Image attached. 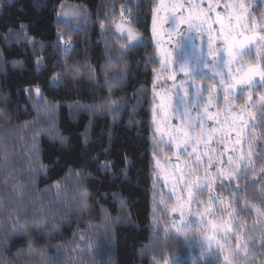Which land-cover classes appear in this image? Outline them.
<instances>
[{"label":"trees","instance_id":"obj_1","mask_svg":"<svg viewBox=\"0 0 264 264\" xmlns=\"http://www.w3.org/2000/svg\"><path fill=\"white\" fill-rule=\"evenodd\" d=\"M127 3L139 5L132 9L133 27L145 43L121 56L117 49L127 39H119L114 25L120 20L121 5ZM3 4L0 207L8 212H0V264H53L56 259L62 264H153V256L162 264H230L231 258L226 263L224 254L219 262L216 256L200 255L194 241L174 232L165 242L168 221L161 204L165 197L153 175V152L157 159L161 154L152 122L153 61L160 60L153 40L152 9H158L159 0H11V6L3 0ZM68 4L84 12L82 27L60 20L57 13ZM250 9L257 11L252 24L264 31V0H251ZM113 11L115 18L107 19ZM21 25L26 26L24 32ZM66 43L72 45L67 62L75 67L54 85L52 75L63 73L61 50ZM255 55L254 51L246 63H254ZM86 66L96 70L95 79L84 70ZM105 69H111L109 83ZM121 73L122 80H111ZM37 87L43 99L38 100ZM252 96L257 105L252 112L259 119L264 88L257 85ZM245 101L246 97L235 100L238 105ZM110 109H118L115 116ZM255 131L261 136L264 128ZM257 144H264V139ZM77 171L84 177L83 184L75 176ZM260 174L257 166L248 181L240 182L241 189L255 183ZM58 182L64 196L56 194ZM82 188L88 193L86 207L81 204ZM253 193L256 198L247 199ZM245 203V234L258 237L264 234L260 186L241 195L237 211ZM105 210L111 221H105ZM17 219L21 227L12 232L9 227ZM201 231L194 228L185 235L191 238ZM81 235L86 239L81 240ZM88 243L92 248L85 247L77 256V246ZM231 243L234 246L235 241ZM249 264H257L255 255L249 257Z\"/></svg>","mask_w":264,"mask_h":264},{"label":"snow or ice","instance_id":"obj_2","mask_svg":"<svg viewBox=\"0 0 264 264\" xmlns=\"http://www.w3.org/2000/svg\"><path fill=\"white\" fill-rule=\"evenodd\" d=\"M115 0H113V3ZM163 4V0H160ZM251 0H226L223 3L224 12L227 13L229 24L225 30L224 17L216 9L221 7V0H209L207 8H200L198 2L189 0L188 14L183 11L176 13L180 9L179 4L171 6L172 15L170 17L171 28L169 38L175 34L176 47L172 51L159 48L161 54L160 60L153 61V94L152 101L153 124L155 131L159 134L158 144L164 143V136H168V150L172 148L176 152V160L180 161L181 155L190 158L186 160L184 166L179 163L173 165L178 176L172 177V197L175 200L170 212L176 214L172 221L174 234L184 236L188 242L194 241L200 249V255L209 254L216 256L219 262L223 255L225 246L231 254L230 264H249V257L255 255L257 264H264V234L260 236H250L245 234L242 213L247 214L248 208L245 207L237 211L240 206V197L247 192L249 188L261 187L262 202H264V144H257L258 140L264 139V133L261 136L256 135L257 128H264V96L260 97L259 107L262 115L259 119L253 115L252 109L256 108L253 101L252 90L256 87L257 78L259 86L264 88V31L257 33L256 24H250L249 21L257 16V11H250ZM4 6L3 0H0V7ZM8 6H11L9 0ZM40 4L34 3V7H40ZM138 9V4H123L120 9V23L116 25L117 31L127 32V44L121 42L118 52L121 56L132 48L145 43L140 33L133 27L136 16L132 9ZM213 13L215 14L213 16ZM58 16L61 13H57ZM116 12L106 14L107 19H114ZM234 21V25L232 23ZM213 23L220 26L219 32L213 35ZM187 25V35L181 29V25ZM26 26L21 25L20 30L24 32ZM102 31L104 30L101 23ZM152 32L153 38L157 32V6L152 9ZM193 32L198 33L200 37L206 35L203 40V46L192 44L191 53L182 52L184 45L197 37L191 35ZM19 38V34L17 36ZM222 38V39H221ZM8 39V37H5ZM63 39V38H61ZM121 41L123 36L119 38ZM215 45V46H214ZM72 45L66 43L61 50L65 60L62 64L63 73L56 72L52 75V82L58 85L63 78V74H70L74 65L67 62V54ZM247 50V51H246ZM255 50L256 58L262 61L261 66L257 67L254 63L249 62L245 66L246 59L251 61L252 51ZM175 53V59L173 54ZM210 58V59H209ZM111 58L109 59V63ZM159 65L157 70L156 65ZM124 67H127L125 64ZM95 79L96 70L91 67H85ZM111 69H105L104 74L106 83L107 72ZM239 73V74H237ZM180 77L179 80L177 77ZM76 77L73 75V79ZM124 74L111 77L113 81H120ZM163 81L159 83L158 81ZM168 81H172L168 85ZM27 91V90H26ZM37 98L43 99L41 90L35 89ZM111 97V89H109ZM238 93V95H237ZM246 101L237 105L236 99ZM223 99L225 109L228 112L227 128L205 127L207 120H213V113L210 111L214 106L219 112V101ZM116 101L112 100V104ZM45 107H49L46 103ZM92 107V106H89ZM135 107V106H133ZM158 110V111H157ZM115 116L118 109H110ZM3 112L0 111V115ZM156 117H159L157 122ZM175 118L179 121L178 126L169 129V122ZM217 124H224L225 121L216 120ZM161 126L168 131H162ZM235 133V137H232ZM61 138V143H64ZM231 147H227L228 144ZM225 144V149L219 155L213 156L217 152L216 145ZM203 145L201 149L199 146ZM33 147H36L34 143ZM247 148L245 156L244 148ZM227 155V162L223 156ZM205 157L207 159H205ZM153 159L159 171L154 172V176H163L165 186L169 183V174L160 168V160L157 159V152H153ZM215 161V163H214ZM165 163H168L165 157ZM257 166L261 167V174L256 178L255 183L246 184L241 189L240 182L248 181L249 177L255 173ZM203 171V179L197 173ZM71 174V173H70ZM75 176L81 184L84 177L80 172ZM217 181H219L217 183ZM155 186L156 181H153ZM183 185V187H180ZM57 196H64L65 193L59 188L57 183ZM179 188V194H177ZM81 204L87 206V190H80ZM157 193H154V196ZM204 197H207L205 201ZM256 198V193L247 199ZM227 201V206L225 207ZM121 206L124 201L120 200ZM155 204V200H154ZM163 204V201H161ZM197 205L195 213L192 206ZM220 206L215 211L213 206ZM164 207H168L164 204ZM0 212L7 213L8 210L0 207ZM156 215L155 209L153 216ZM264 215V213H261ZM225 216L227 220L223 219ZM105 221H111L105 210ZM199 221V223H197ZM237 221H239L237 223ZM21 225L19 220H15L9 227L12 232L19 231ZM194 228L203 230L193 237L189 238L185 234ZM165 242L171 239L173 232L165 229ZM26 234V233H25ZM219 237V239H217ZM81 240L86 237L81 235ZM235 241V244L231 243ZM215 245V251L213 246ZM29 243V249H31ZM80 251L77 256L81 255L84 248H92L91 243L85 246H77ZM31 251L28 255L31 256ZM43 255V252L41 253ZM153 264H162L161 260L152 257ZM223 259L229 261V256L224 255ZM53 264H62V261L56 259Z\"/></svg>","mask_w":264,"mask_h":264},{"label":"rangeland","instance_id":"obj_3","mask_svg":"<svg viewBox=\"0 0 264 264\" xmlns=\"http://www.w3.org/2000/svg\"><path fill=\"white\" fill-rule=\"evenodd\" d=\"M194 2H198L200 5V8H207L209 0H194ZM225 2H226V0H221V7L217 8L216 11L220 12L222 14V16L224 17L225 30L227 31V26L229 24V20L227 19V13H225L224 9H223V3H225ZM175 4H179L181 6L179 11L176 13L177 15H179L180 11H183L185 15L188 14L189 0H163V4H160V0H159V6L157 9V32H158V34L155 36V38H153L154 43L156 44L158 49L162 47L168 51H172L176 47L175 42L178 39V37L175 34H173L171 36V38H169V31L171 28L170 17L172 15L171 6L175 5ZM250 11H251V9H250ZM60 13H61L60 20L66 24H73L76 27L80 28L85 23V14L81 10V8L78 6L69 5V4L65 5L62 8ZM214 15L215 14L213 13V16ZM119 23H120V20L115 23V25H114L115 31L120 37L123 36L125 39H127V32L126 31L124 33L117 31L116 25H118ZM232 23L234 25V21H232ZM249 23L252 24L251 21H249ZM181 29L184 30L185 35L188 34L186 24L181 25ZM213 29L215 30L213 35H216L219 32L220 26L218 24L213 23ZM255 31L257 33L261 32V30L259 29L258 26L255 28ZM191 35H193L194 37H197V38L190 41V42H187L184 45L182 52L191 53V51H192L191 45L192 44L203 46V40L206 39V35L204 37H200V35L198 33H195V32H193ZM141 39L143 40L142 37H141ZM254 51L255 50H253L252 53ZM261 51L264 52V49H261ZM158 55H159V59H161L162 57H161V54L159 51H158ZM255 57H256V55H255ZM173 59H175V53L173 54ZM261 63H262V61H260L259 59L256 58V61L254 62V64L257 67H260ZM247 65H248V63H246V61H245V66L247 67ZM237 74H239V73H237ZM179 78L180 77L178 76L177 79L179 80ZM161 82H163V81L162 80L158 81L157 82L158 85ZM172 83H173L172 81H168V85H171ZM257 85H259L258 78L256 81V86ZM237 95H238V93H237ZM210 111L213 113L214 118H213V120H207L205 122V127H208L209 125H211L212 127H216V128H219V127L227 128L228 112L225 109V104H224V101L222 98L219 101V112L217 113L216 106H214ZM156 119H157V122H159V117H156ZM216 120L225 121V123L224 124H217V123H215ZM178 125H179V121L176 120L175 118H173L169 122V129H171L173 126H178ZM161 130L162 131H168V129H164L163 126H161ZM232 137L233 138L235 137V133H232ZM156 138H157V142H158L159 141V134H157V133H156ZM168 139H169V137L167 135L164 136V143L158 144V147H159V150L161 153L160 157H159L160 168L163 169L164 172L169 174V177H170L169 183L167 186H165V180H164L163 176L157 177V180L159 183V188L164 193V197H165L164 201H163V205L164 204L168 205L167 208L165 207V211L167 213V221H168L167 227H168V229L172 230V232H174V229H172V221H173L174 217L176 216V214L170 212L171 207L175 203V200L172 197V182H173L172 177L178 176V173L174 170L173 165L176 163H179L181 165V167H183L185 161L186 160L190 161V158H187L184 155H181L180 161H177L175 149L172 148L171 150H168V143H167ZM199 147L202 149L203 145H200ZM216 147H217V152L213 153V156L219 155L220 152H223V150L225 149V144H219V145H216ZM227 147L230 148L231 144L229 143L227 145ZM247 151H248V149L245 147L244 153H246V155H247ZM165 157L167 158L168 163H165ZM205 159H207V158L205 157ZM223 160L225 163L227 162V155L226 154L223 156ZM214 163H215V161H214ZM157 171H159V169H157V167H156V172ZM197 175L200 176L202 179L204 177L203 171L197 173ZM218 182L219 181H217V183ZM180 187H183V185H180ZM176 191H177V194H179V188H177ZM204 199L206 201L207 197H204ZM215 207L217 209V207H220V206L216 205ZM215 207L213 206L214 211H215ZM196 210H197V205H193L192 206L193 213H195ZM197 223H199V221H197ZM217 239H219V237H217ZM213 251H215V245L213 246ZM223 254L228 255L229 258H231V256H230L231 254H230L227 246H225ZM226 263H227V261H226Z\"/></svg>","mask_w":264,"mask_h":264}]
</instances>
